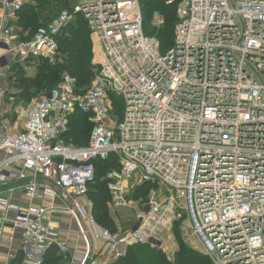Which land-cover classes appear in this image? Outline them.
Instances as JSON below:
<instances>
[{
    "label": "built area",
    "instance_id": "2783aa9c",
    "mask_svg": "<svg viewBox=\"0 0 264 264\" xmlns=\"http://www.w3.org/2000/svg\"><path fill=\"white\" fill-rule=\"evenodd\" d=\"M31 1L0 0V75L55 65L57 36L78 16L98 68L84 91L64 73L24 108L0 103V243L21 234L3 264H43L52 250L67 264H113L180 220L212 264H264V0H180L165 46L144 33L140 0H66L29 35L16 15ZM76 112L93 124L85 146L64 141ZM110 156L116 208L131 210L130 185L154 187L125 233L99 227L86 199L93 162ZM17 189L27 205L3 196ZM64 213L85 222L92 255L68 250Z\"/></svg>",
    "mask_w": 264,
    "mask_h": 264
},
{
    "label": "trees",
    "instance_id": "16d2710c",
    "mask_svg": "<svg viewBox=\"0 0 264 264\" xmlns=\"http://www.w3.org/2000/svg\"><path fill=\"white\" fill-rule=\"evenodd\" d=\"M48 0H32L24 4L17 12V23L23 32L31 35L40 25H37V12ZM180 0H140L143 31L144 22L151 18L147 14L158 8L161 11L164 26L157 32L156 38L161 45H169L173 40V31L177 21L176 9ZM149 15V16H148ZM60 56L55 65H50L43 59L38 60L35 74L27 76L23 67L12 65L9 70L11 86L16 90L15 99L19 103H29L34 97V92H48L61 80L64 73H67L75 80L79 91H84L97 71L98 67L92 65V44L89 31L84 19L78 16L75 21L68 24L57 36ZM93 124L88 122V116L79 112L70 116L69 131L65 136V143L75 146H85L90 136ZM95 169L94 182L88 186V194L93 204L91 214L98 226L115 232V223L106 217V205L110 199L107 186L99 184L98 176L104 178L108 171L117 170L115 157L110 156L106 161L96 160L93 162ZM98 173H101L98 175ZM95 183H98L97 190L92 191ZM154 187L150 184H142L136 188V196L140 193L145 198ZM92 191V192H91ZM95 210V211H93ZM96 214V217L94 215ZM98 217V218H97ZM97 218V219H96ZM176 225L177 222L175 223ZM178 250L175 251L173 260L170 261L159 250H153L150 245L134 244L129 248L126 257L113 264H212L210 259L190 249L177 235ZM63 258L55 250L48 252L43 264H60Z\"/></svg>",
    "mask_w": 264,
    "mask_h": 264
},
{
    "label": "rangeland",
    "instance_id": "374dc122",
    "mask_svg": "<svg viewBox=\"0 0 264 264\" xmlns=\"http://www.w3.org/2000/svg\"><path fill=\"white\" fill-rule=\"evenodd\" d=\"M66 4V0H48L46 3H44L41 7V9L37 12V25H44L51 21L53 18L57 16V14L60 12L61 9L64 8ZM143 11V10H142ZM147 14L151 15V18L148 20V22H144V33L147 36L150 37H156L157 32L164 26L163 18L161 11L158 8H155L148 12ZM149 16V15H148ZM162 21V23H160ZM25 74L27 76H33L29 71H25ZM1 82L4 85V87L7 89V93L2 96L0 99V103L3 104H9L10 99L13 98L14 100V108L20 104L18 101H16L15 94L16 90L11 86V77L10 73H6L1 77ZM35 95L32 99H37L39 96L45 93V91L42 92H34ZM31 99V100H32ZM30 100V101H31ZM119 103V102H118ZM26 104V103H25ZM25 104H22L21 106L24 108ZM89 122V121H88ZM12 125V124H11ZM101 173H98V175ZM107 172L104 176H106ZM101 176H98L97 181L99 184H105L107 186L108 180L106 177L100 178ZM98 183H95L94 187L91 189L92 191L97 190ZM130 189L128 190V197L130 200L131 210L129 208L127 209H118L116 208L110 201L107 202L106 205V217L110 218L115 223V232L116 233H125L132 229L135 224V216H136V210L137 206L136 203H139L142 199H145L144 196L140 193L138 196H136L135 193L136 189L135 186H129ZM91 191V192H92ZM131 194V195H130ZM90 195V194H89ZM87 195L86 199L91 202L90 196ZM92 203V202H91ZM93 205V204H92ZM94 209V208H93ZM95 211V210H93ZM94 215L96 217V214L94 212ZM98 218V217H97ZM96 218V219H97ZM81 222V221H80ZM178 225L174 224L172 230L170 232H161L158 234L157 237V243L153 247H151L153 250H159L162 252L163 255H165L170 261L173 260V256L176 250H178V241H177V235L180 236V238L183 240V243L188 246L190 249L196 251L195 246V239L191 236V233L189 229L187 228V223L185 220H180L177 222ZM83 225H85V222H83ZM82 226V223H81ZM100 227V226H99ZM86 228V226H85ZM82 233V229H81ZM60 264H66L65 260L62 259Z\"/></svg>",
    "mask_w": 264,
    "mask_h": 264
},
{
    "label": "crops",
    "instance_id": "0c3cea01",
    "mask_svg": "<svg viewBox=\"0 0 264 264\" xmlns=\"http://www.w3.org/2000/svg\"><path fill=\"white\" fill-rule=\"evenodd\" d=\"M0 16H1V13H0ZM1 75H4L3 72ZM2 193H3V196L9 198L13 202H18L21 205H27L28 203V201L23 198L22 191L20 189L14 190L11 193L9 191L4 190L2 191ZM77 202L83 203L84 200L78 199ZM77 218L78 216L73 217L69 213H64L59 218V226H58L59 234L61 238L63 239V241H65L68 247V250L70 252H73L74 250L85 251L88 249V246H89L90 255H92L93 250H92L91 238L87 234L85 237L81 234V229L82 231L83 230L85 231L86 228H85V225H83V222L78 221ZM81 223H82V226H81ZM10 234H12L11 231L6 230L5 237L0 243V264H3V262L5 261L6 254L8 252L17 251L19 248L20 239H21L20 232L13 233L14 239H13V242L11 243L8 241V237L10 236ZM61 257L65 260V263L67 264V259L64 258L63 256Z\"/></svg>",
    "mask_w": 264,
    "mask_h": 264
}]
</instances>
